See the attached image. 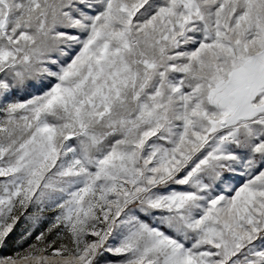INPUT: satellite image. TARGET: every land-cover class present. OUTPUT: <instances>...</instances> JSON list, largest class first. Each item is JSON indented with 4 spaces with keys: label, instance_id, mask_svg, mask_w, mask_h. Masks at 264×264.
<instances>
[{
    "label": "snow or ice",
    "instance_id": "6c2138e0",
    "mask_svg": "<svg viewBox=\"0 0 264 264\" xmlns=\"http://www.w3.org/2000/svg\"><path fill=\"white\" fill-rule=\"evenodd\" d=\"M0 264H264V0H0Z\"/></svg>",
    "mask_w": 264,
    "mask_h": 264
},
{
    "label": "rangeland",
    "instance_id": "374dc122",
    "mask_svg": "<svg viewBox=\"0 0 264 264\" xmlns=\"http://www.w3.org/2000/svg\"><path fill=\"white\" fill-rule=\"evenodd\" d=\"M8 251H10V249H8V250H5V252H8Z\"/></svg>",
    "mask_w": 264,
    "mask_h": 264
}]
</instances>
